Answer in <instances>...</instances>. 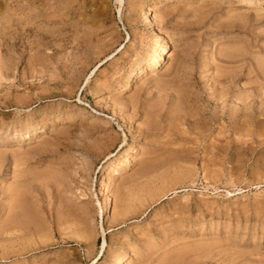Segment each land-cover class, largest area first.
<instances>
[{
  "label": "rangeland",
  "instance_id": "1",
  "mask_svg": "<svg viewBox=\"0 0 264 264\" xmlns=\"http://www.w3.org/2000/svg\"><path fill=\"white\" fill-rule=\"evenodd\" d=\"M122 255L264 264V0H0V264Z\"/></svg>",
  "mask_w": 264,
  "mask_h": 264
},
{
  "label": "bare ground",
  "instance_id": "2",
  "mask_svg": "<svg viewBox=\"0 0 264 264\" xmlns=\"http://www.w3.org/2000/svg\"><path fill=\"white\" fill-rule=\"evenodd\" d=\"M149 17H150V16H149ZM150 18H151V17H150ZM151 39H152V41H153V44H154V45H157L158 41H157V39H156V37H155L154 35L152 36ZM128 78H129V77L126 78L125 86H127V84H128V81H129ZM130 248H131V247H130ZM204 251H205V250H204ZM208 253H209V252H208ZM125 256H126V255H122V256L120 257L119 261H118L116 264H124V263H125V262H124ZM202 257H203V256H202ZM200 258H201V257H200Z\"/></svg>",
  "mask_w": 264,
  "mask_h": 264
}]
</instances>
